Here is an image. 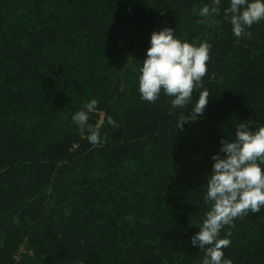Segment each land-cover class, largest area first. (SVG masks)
I'll return each mask as SVG.
<instances>
[{"label":"trees","instance_id":"trees-1","mask_svg":"<svg viewBox=\"0 0 264 264\" xmlns=\"http://www.w3.org/2000/svg\"><path fill=\"white\" fill-rule=\"evenodd\" d=\"M229 3L205 18L211 0H0V264H202L191 238L212 157L237 124L264 126V20L237 38ZM165 27L211 45L203 88L174 115L138 85ZM204 89V114L178 128ZM92 98L99 146L72 121ZM219 238L232 264H264V206Z\"/></svg>","mask_w":264,"mask_h":264},{"label":"clouds","instance_id":"clouds-1","mask_svg":"<svg viewBox=\"0 0 264 264\" xmlns=\"http://www.w3.org/2000/svg\"><path fill=\"white\" fill-rule=\"evenodd\" d=\"M214 7L204 6L199 15L207 18L217 13L221 0H211ZM225 18H230L232 33L239 38L245 34V27L264 20V0H230L225 9ZM211 45L206 42L195 46L182 42L174 35V30L165 27L153 31L146 58L139 68L138 85L141 99L155 102L160 93L171 99L169 115L176 108H184L191 103L194 89H202V78L207 74L206 62L209 60ZM209 92L200 91L198 100L191 106L188 116L180 115L177 127L195 121L205 112ZM98 110V101L92 98L83 108L72 116V121L93 146L104 143L100 124L89 123L90 113ZM188 117H191L190 119ZM103 121V117H101ZM106 123L118 127L117 122L108 116ZM220 154L213 155L212 172L207 177V190L204 197L210 205L202 224L196 225L199 231L192 236V245L205 249L202 264H232L225 258L223 248L228 247V239H220L219 233L237 217L249 211L259 212L264 206V126L250 127V123L236 125L234 140H221Z\"/></svg>","mask_w":264,"mask_h":264}]
</instances>
